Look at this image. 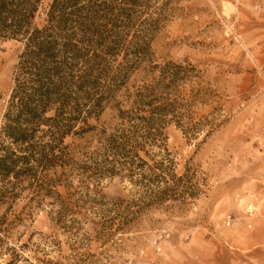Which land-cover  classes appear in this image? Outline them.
<instances>
[{"label":"rangeland","instance_id":"obj_1","mask_svg":"<svg viewBox=\"0 0 264 264\" xmlns=\"http://www.w3.org/2000/svg\"><path fill=\"white\" fill-rule=\"evenodd\" d=\"M90 1L97 20L68 33L114 48L96 91L112 94L95 131L66 138L74 167L48 172L56 184L0 177V264H264V0ZM24 50L0 36V134ZM138 96L166 110L139 151L164 166L163 201L102 149Z\"/></svg>","mask_w":264,"mask_h":264},{"label":"trees","instance_id":"obj_2","mask_svg":"<svg viewBox=\"0 0 264 264\" xmlns=\"http://www.w3.org/2000/svg\"><path fill=\"white\" fill-rule=\"evenodd\" d=\"M79 1L54 0L47 14L48 25L32 29L43 0H0V36L25 41L0 134V177L3 182L8 181L5 187L9 185L13 189L19 183L35 182L43 189L47 183L56 184V180H47L48 172L74 167L69 146L64 145L66 138L95 131L90 120H98L104 111L103 102L112 94V88L99 95L96 91L100 76L106 73L107 59H117L114 48H103L105 42L101 45L103 51L97 50L95 42H85L74 32L68 33L72 18L97 20L98 12L91 1ZM117 68L123 75L124 69H129L126 63ZM139 97L134 102V111L120 114L127 128L106 137L102 149L119 158L117 162L128 172L134 185L142 181L151 183L145 187L162 183L164 188L157 190L159 196L155 198L163 201L166 198L164 166H149L139 157V151L144 146L158 144L163 128L157 127L164 126V122L157 115L163 116L161 112L166 110L152 102L142 103ZM142 112L149 116L141 117ZM100 163L96 161L95 165Z\"/></svg>","mask_w":264,"mask_h":264}]
</instances>
